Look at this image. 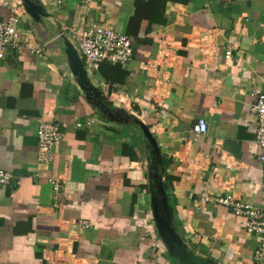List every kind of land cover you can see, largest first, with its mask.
I'll return each instance as SVG.
<instances>
[{"label": "crops", "instance_id": "1", "mask_svg": "<svg viewBox=\"0 0 264 264\" xmlns=\"http://www.w3.org/2000/svg\"><path fill=\"white\" fill-rule=\"evenodd\" d=\"M90 3L0 0V18L18 5L19 31L45 49L0 59V168L12 174L0 264H264L247 217L206 200L232 193L264 207L251 112L264 91V0ZM93 21L131 37V60L87 62L69 30ZM42 121L64 130L49 163L38 159Z\"/></svg>", "mask_w": 264, "mask_h": 264}, {"label": "built area", "instance_id": "2", "mask_svg": "<svg viewBox=\"0 0 264 264\" xmlns=\"http://www.w3.org/2000/svg\"><path fill=\"white\" fill-rule=\"evenodd\" d=\"M91 0H83L86 8H89ZM14 13L8 17L0 18V59L4 58L10 48H26L30 53L45 57L44 46L35 45L33 33L22 34L19 31L21 12L17 11L18 5L14 4ZM70 34L75 39L77 48L85 57L87 62L95 69H98L103 62L125 64L131 60L135 49L131 37L127 33L118 31L112 27L98 22H85L81 25L70 28ZM232 54L227 51V57ZM255 103L251 106V112L258 118V129L255 142L263 150L261 161L264 163V91H254ZM91 124V121L87 122ZM208 122L204 117L199 118L193 125L192 131L196 135H205L208 132ZM39 137L38 159L41 162L49 163L54 160L55 148L64 137V130L59 123L42 121L37 129ZM12 181V174L0 168V188L9 185ZM55 192L60 188L58 179H51ZM206 200L228 207L237 215L247 217L246 230L259 238V244L255 250V260L264 258V207L245 203L234 194L216 195L207 197ZM85 226H90L88 221H82Z\"/></svg>", "mask_w": 264, "mask_h": 264}, {"label": "water", "instance_id": "3", "mask_svg": "<svg viewBox=\"0 0 264 264\" xmlns=\"http://www.w3.org/2000/svg\"><path fill=\"white\" fill-rule=\"evenodd\" d=\"M33 7V6H32ZM33 9V8H32ZM35 9V8H34ZM31 10V8H30ZM34 14V12H33ZM35 15V14H34ZM141 127L143 129L144 135L147 138V140L150 142L151 147L153 148V153L157 155V157L160 156V148L158 145V141L155 138V136L149 131L148 127L145 126L143 123L141 124ZM162 226V225H161Z\"/></svg>", "mask_w": 264, "mask_h": 264}, {"label": "trees", "instance_id": "4", "mask_svg": "<svg viewBox=\"0 0 264 264\" xmlns=\"http://www.w3.org/2000/svg\"><path fill=\"white\" fill-rule=\"evenodd\" d=\"M147 6L151 7V8H149V11L150 12H153L155 10V6L156 5L152 6L151 3H149V4H147ZM145 8H146V6H145ZM140 16H141L140 11L137 10L136 13H135V15L132 16V18L130 20L129 32L130 31L132 32V30L134 29V26H137V24L141 21ZM132 149H134V147H132Z\"/></svg>", "mask_w": 264, "mask_h": 264}]
</instances>
